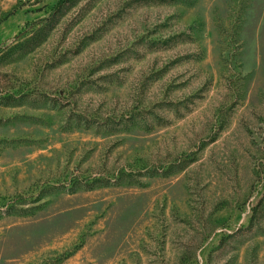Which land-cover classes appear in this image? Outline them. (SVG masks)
<instances>
[{"label": "rangeland", "instance_id": "1", "mask_svg": "<svg viewBox=\"0 0 264 264\" xmlns=\"http://www.w3.org/2000/svg\"><path fill=\"white\" fill-rule=\"evenodd\" d=\"M0 264H264V0H0Z\"/></svg>", "mask_w": 264, "mask_h": 264}]
</instances>
